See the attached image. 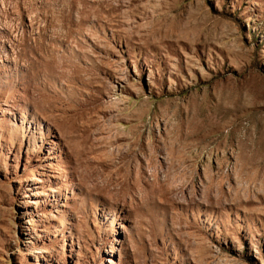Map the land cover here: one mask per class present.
I'll use <instances>...</instances> for the list:
<instances>
[{
	"label": "rangeland",
	"instance_id": "obj_1",
	"mask_svg": "<svg viewBox=\"0 0 264 264\" xmlns=\"http://www.w3.org/2000/svg\"><path fill=\"white\" fill-rule=\"evenodd\" d=\"M0 264H264V0H0Z\"/></svg>",
	"mask_w": 264,
	"mask_h": 264
}]
</instances>
